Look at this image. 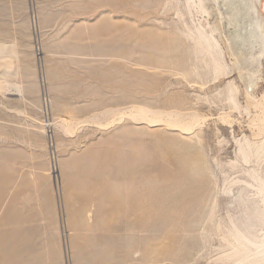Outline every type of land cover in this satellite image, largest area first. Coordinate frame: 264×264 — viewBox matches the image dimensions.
<instances>
[{
	"label": "rangeland",
	"instance_id": "374dc122",
	"mask_svg": "<svg viewBox=\"0 0 264 264\" xmlns=\"http://www.w3.org/2000/svg\"><path fill=\"white\" fill-rule=\"evenodd\" d=\"M208 6L0 0V264H227L238 198L260 204L264 55Z\"/></svg>",
	"mask_w": 264,
	"mask_h": 264
},
{
	"label": "bare ground",
	"instance_id": "6f19581e",
	"mask_svg": "<svg viewBox=\"0 0 264 264\" xmlns=\"http://www.w3.org/2000/svg\"><path fill=\"white\" fill-rule=\"evenodd\" d=\"M211 1H213L217 7H219L220 3L224 4V6H227L231 10L233 15H241L250 19L248 25L250 29L249 33L251 38H255L260 44L261 55H264V0H186L189 10L198 8L203 13H209L210 8L208 4ZM200 36L201 41L203 42L202 38H204L205 41L204 43L200 41V45L207 44V46L209 45L208 48L210 47L211 50L215 48L206 37L205 30H200L199 37ZM7 49L8 47L0 45V56H4L5 53H7ZM214 51H216V49ZM210 55L212 58V54ZM214 61L215 63L212 62L214 63L213 70L215 71V75L216 73L222 75L224 71L223 65L215 59ZM8 67L9 66L6 65V68ZM3 86L5 87L1 82L0 90ZM149 114L155 118L153 117V119H150ZM134 115L136 118L148 120L150 123H157L156 120L160 119L157 115L151 113L150 110L142 108L137 109ZM168 116V123L172 126H179V124L184 125V122L187 121L184 126H179L182 130L186 131L190 130V127L197 122L196 114L186 116L175 112ZM68 125L70 126V124ZM252 125L259 129V132L263 133V138L261 144L255 146L253 151L245 157L247 162H250L252 159H264V106L261 108L260 113L252 118ZM253 177L256 182L257 199L260 204L258 205L255 201L244 196L238 198L237 202L239 204H250L251 207H245L243 215H241L237 221H231L232 223H230L232 224L231 239L225 238L228 250L223 255L224 261H226L227 264H264V180L259 178L255 173H253Z\"/></svg>",
	"mask_w": 264,
	"mask_h": 264
}]
</instances>
